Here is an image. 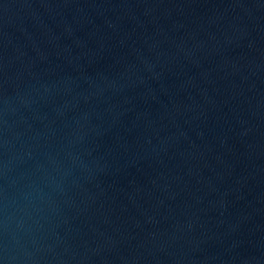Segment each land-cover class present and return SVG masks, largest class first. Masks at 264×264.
Here are the masks:
<instances>
[{"label": "water", "instance_id": "1", "mask_svg": "<svg viewBox=\"0 0 264 264\" xmlns=\"http://www.w3.org/2000/svg\"><path fill=\"white\" fill-rule=\"evenodd\" d=\"M0 264H264V0H0Z\"/></svg>", "mask_w": 264, "mask_h": 264}]
</instances>
